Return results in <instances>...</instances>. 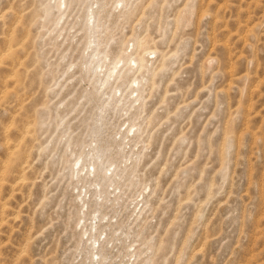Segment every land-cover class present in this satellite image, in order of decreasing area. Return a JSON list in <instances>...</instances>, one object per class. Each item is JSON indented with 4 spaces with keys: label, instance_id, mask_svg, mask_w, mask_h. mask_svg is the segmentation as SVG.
<instances>
[{
    "label": "rangeland",
    "instance_id": "374dc122",
    "mask_svg": "<svg viewBox=\"0 0 264 264\" xmlns=\"http://www.w3.org/2000/svg\"><path fill=\"white\" fill-rule=\"evenodd\" d=\"M0 264H264V0H0Z\"/></svg>",
    "mask_w": 264,
    "mask_h": 264
},
{
    "label": "bare ground",
    "instance_id": "6f19581e",
    "mask_svg": "<svg viewBox=\"0 0 264 264\" xmlns=\"http://www.w3.org/2000/svg\"><path fill=\"white\" fill-rule=\"evenodd\" d=\"M94 70H95V68H94Z\"/></svg>",
    "mask_w": 264,
    "mask_h": 264
}]
</instances>
